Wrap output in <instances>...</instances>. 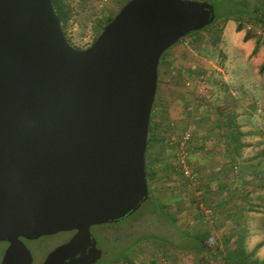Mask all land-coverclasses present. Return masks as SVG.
<instances>
[{
	"label": "water",
	"instance_id": "1",
	"mask_svg": "<svg viewBox=\"0 0 264 264\" xmlns=\"http://www.w3.org/2000/svg\"><path fill=\"white\" fill-rule=\"evenodd\" d=\"M216 18L208 2L130 0L79 50L51 0H0L1 264H34L25 241L71 232L41 264L101 259L91 228L149 199L160 61Z\"/></svg>",
	"mask_w": 264,
	"mask_h": 264
},
{
	"label": "rangeland",
	"instance_id": "2",
	"mask_svg": "<svg viewBox=\"0 0 264 264\" xmlns=\"http://www.w3.org/2000/svg\"><path fill=\"white\" fill-rule=\"evenodd\" d=\"M64 1L70 15L65 37L80 50L94 44L108 20L118 15L125 2ZM242 1L252 8L258 5L264 11V0ZM229 22H220L199 35L185 37L162 60L153 108L156 140L150 146L152 168L156 172L152 190L177 223L171 225L146 208L116 229L99 230L106 238L105 249L116 238L119 247L142 239L129 253L128 260L119 264H226L224 255L233 248L231 240L235 235L226 234L229 224L218 205L224 200V192L235 193L257 208L264 207V149L255 157L254 148L247 152L243 149L241 158L232 161L228 136L233 128L227 117L229 113L236 116L244 145H264V101L259 105L252 90L260 74L261 66L256 64L261 52L264 61V22L246 17L242 32H237V22L233 21L235 30L232 31L233 26L226 29ZM247 33L252 39L245 42ZM257 41L261 48L252 55ZM261 97L264 100V94L260 93ZM247 120L250 122L245 124ZM255 135H261L260 139L249 142L248 139L254 141L251 137ZM232 178L236 179L233 187L238 184L234 190L225 185ZM257 211L260 214L250 219L259 237L249 244L246 240L248 251L264 242V212ZM181 232L206 233L207 251L181 250L184 242ZM69 236L60 233L32 247L37 253L36 264L42 263ZM259 251L256 259L260 262L264 254L259 256ZM108 263L109 260H104L100 264Z\"/></svg>",
	"mask_w": 264,
	"mask_h": 264
},
{
	"label": "trees",
	"instance_id": "3",
	"mask_svg": "<svg viewBox=\"0 0 264 264\" xmlns=\"http://www.w3.org/2000/svg\"><path fill=\"white\" fill-rule=\"evenodd\" d=\"M51 1H52V5H53L55 12L60 19L62 29L64 32L69 22V18H70L69 11L67 10L66 5H65V1L64 0H51ZM129 1L130 0H125V2L122 4V7L125 4H127ZM197 1H203V2H208L212 4L215 7V13L217 15V18H216V21L209 27H206L202 31L193 32L187 35V37L199 35L201 32L207 29L213 28L215 25H217L220 22L227 23L230 20L237 22V28H236L237 32H242L244 30L243 20L246 17L254 18L261 23L264 22V11L258 5L252 8L247 3H244L242 0H197ZM113 19L114 18H110L106 25H108ZM64 35H65V32H64ZM251 39H252V36L249 33H247L244 37L245 42H248ZM260 48H261V43L257 41L256 46L254 47V50L252 52V55L258 54ZM165 55H167V52L163 55L160 61L159 70L161 67L162 60L164 59ZM259 73L260 74L264 73V63L261 65L259 69ZM154 108H155V104H154ZM153 112L154 110L152 111V116H151L149 136H148V148H147V154H146L147 180H148V185H149V199L145 204H143L141 209L137 211L135 214L127 217L126 219L114 225L106 224V225L98 226L94 229L97 232H99V230H102L103 228L116 229L117 227L129 222L131 219H133L135 216L141 213V211L146 210V208L151 209L155 214L165 219L171 225H175L177 223L176 217L171 215L166 210L165 206L158 202L152 190V182L154 181V178L156 177V172L152 168L153 163H152V158H151V153H150V146L153 143V141L156 140L155 138L156 136H154L153 134L155 130V126L153 125V120H154ZM227 117L231 119V124L233 128L232 132L228 136L229 144H231L228 146V147H231L230 148L231 149L230 159L232 161H237L241 158L242 150L245 148V145L241 142V137H243V133L240 131V127L238 126V124L235 122L236 116L232 113H229ZM99 234H102V233H99ZM181 234L184 236L183 246L180 247L181 250H184V251L190 250V251H196V252L207 251L208 247L206 245V241L208 240L209 236L206 233L197 234V235H189L185 232H181ZM49 238L51 237H45L40 240L32 241V242L27 241L26 243L28 244L29 249L31 248L32 251L36 252V250H34V248L32 247H34L40 242L46 241V239H49ZM118 240L119 239L116 238L115 240L110 242L109 245L111 247L108 246L106 249H105L106 246H104L105 240L102 241L100 247L103 249L104 255L103 257H101V259L96 264H100L104 260L106 261L109 260L110 264H119L121 262H126L128 260L129 253L134 249V247L137 244H139L142 241V239H140L137 242H126L124 245H121V247H119L117 244ZM7 246H8L7 243H0V264H1V261H2V258L4 256ZM263 246H264V242H261L257 244L253 250L248 251L246 247L245 232L241 231L237 233V237L234 240V247L226 251V254L224 255L225 263L226 264H264V259L261 260L260 262L258 261V259H256V254ZM35 261H37V257L35 258Z\"/></svg>",
	"mask_w": 264,
	"mask_h": 264
},
{
	"label": "crops",
	"instance_id": "4",
	"mask_svg": "<svg viewBox=\"0 0 264 264\" xmlns=\"http://www.w3.org/2000/svg\"><path fill=\"white\" fill-rule=\"evenodd\" d=\"M231 22H232V20H230V22L227 24L226 29L229 26H233L232 31H234L235 30V24L231 23ZM226 29H225V31H226ZM225 31H224V35H223V40L226 42L227 37H226ZM262 54L263 53L261 52V54L259 55V57H260L259 61H257L256 66L257 65L261 66L264 63V61H262V59H261ZM256 80H257V83H255L252 90H254L253 91L254 94L257 95V100H258V103L260 105L264 101L262 97L260 98V93H261V96H262V94H264V74L263 75L258 74L256 77ZM258 110L259 109H257L256 112ZM249 122H250V120H247L245 122V124L246 123L248 124ZM260 137H261V135H259V136L255 135V136L251 137L254 139V141H251V139H248V141L249 142H257V140L260 139ZM251 148H254V153L256 154V155H254V157H255V156H258V152H262L261 150L264 149V145L263 146L261 145L260 147H259V145H257V146L245 145L244 150L248 151V149L250 150ZM245 155H248V154L246 153ZM235 181H236V179L232 178L231 180L227 181L225 185L230 186L231 187L230 190H232V188L234 190V188L236 186H238V184H235V187H233ZM240 184H242L241 187L244 186L243 181ZM241 187H240V189H241ZM218 188L219 187H217V189ZM253 203H255V201H253ZM255 204H257V203H255ZM218 205L220 206L222 211L226 214L227 218L225 216H223V218L225 219V222L227 224H229V227H227V230H226V234L227 235L228 234H234L235 235L231 240L232 243H234V240L237 237V233L244 231V230H245L246 240L248 239L247 244L250 243V240L252 241L254 238L259 237L258 236L259 231L255 227L254 222H252V219H250V218L254 217V215H256V214H260V213H257L258 212L257 210H262V212H264V207L257 208L256 205H252V203L249 200H246L242 197H238L235 193L231 194L230 191L224 192V200L222 202L218 203ZM248 215H249V217H248ZM257 242H259V240H257ZM247 250H250V248L248 249V247H247ZM259 252H260L259 256H262V254H264V246L260 249ZM261 260H262V258H261Z\"/></svg>",
	"mask_w": 264,
	"mask_h": 264
},
{
	"label": "flooded vegetation",
	"instance_id": "5",
	"mask_svg": "<svg viewBox=\"0 0 264 264\" xmlns=\"http://www.w3.org/2000/svg\"><path fill=\"white\" fill-rule=\"evenodd\" d=\"M117 223H119V222H117ZM117 223H112V224H110V225H114V224H117ZM100 226H102V225H100ZM96 227H98V226H94V227H92L91 228V233H92V236H93V238L96 240V242H97V248L99 249V250H101L102 251V257H103V255H104V251H103V249L100 247V245H101V243H102V241L103 240H105L106 238L102 235V234H99L100 232H97V231H95L94 229L96 228ZM67 234V233H66ZM70 234V236L66 239V241L64 242V243H67L73 236H74V234H75V232H71V233H69ZM25 242H27V241H25ZM63 243V244H64ZM27 244V243H26ZM62 245V244H61ZM27 246H28V244H27ZM31 250V249H30ZM32 251V250H31ZM32 254H33V257H34V264H36L35 262V258H36V252H34V251H32ZM46 258V257H45ZM45 260V259H44ZM43 260V261H44ZM42 261V262H43ZM41 264V263H40Z\"/></svg>",
	"mask_w": 264,
	"mask_h": 264
},
{
	"label": "built area",
	"instance_id": "6",
	"mask_svg": "<svg viewBox=\"0 0 264 264\" xmlns=\"http://www.w3.org/2000/svg\"><path fill=\"white\" fill-rule=\"evenodd\" d=\"M186 173L188 174V172L186 171Z\"/></svg>",
	"mask_w": 264,
	"mask_h": 264
}]
</instances>
